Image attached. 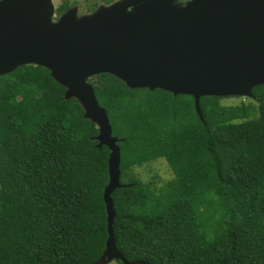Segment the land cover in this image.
<instances>
[{"label": "trees", "instance_id": "obj_1", "mask_svg": "<svg viewBox=\"0 0 264 264\" xmlns=\"http://www.w3.org/2000/svg\"><path fill=\"white\" fill-rule=\"evenodd\" d=\"M71 6L59 1L56 16ZM87 81L120 147L112 229L124 257L264 264V83L237 103L201 96L200 119L191 95L105 72ZM64 93L42 65L0 76V264H93L105 249L110 150ZM159 158L172 176L141 178L136 168Z\"/></svg>", "mask_w": 264, "mask_h": 264}, {"label": "water", "instance_id": "obj_2", "mask_svg": "<svg viewBox=\"0 0 264 264\" xmlns=\"http://www.w3.org/2000/svg\"><path fill=\"white\" fill-rule=\"evenodd\" d=\"M56 18V19H55ZM24 64L42 65L95 122L96 146L110 150L103 190L105 249L93 264L129 261L112 229V192L121 187L120 147L88 77L110 73L129 88H161L193 97H252L264 83V0H117L78 15L56 17L53 0H0V76Z\"/></svg>", "mask_w": 264, "mask_h": 264}, {"label": "rangeland", "instance_id": "obj_3", "mask_svg": "<svg viewBox=\"0 0 264 264\" xmlns=\"http://www.w3.org/2000/svg\"><path fill=\"white\" fill-rule=\"evenodd\" d=\"M59 1L61 0H53L55 7ZM68 1H74L72 2V6H75L77 8L78 15H84L90 13L88 6L89 3H91L92 1H97L99 6L106 5L105 3L106 0H68ZM221 100L225 104H230V103H237L240 100H243V98L237 96H224L222 97ZM136 170L138 171L139 176L143 179L150 178L154 173H156L160 178H162V180L164 179L167 180L172 176L171 168L169 167L168 162L163 158H159L148 164H143L140 167H137ZM110 264H118V263L115 260H112Z\"/></svg>", "mask_w": 264, "mask_h": 264}, {"label": "flooded vegetation", "instance_id": "obj_4", "mask_svg": "<svg viewBox=\"0 0 264 264\" xmlns=\"http://www.w3.org/2000/svg\"><path fill=\"white\" fill-rule=\"evenodd\" d=\"M67 1H68V0H67ZM68 2H71V3H72V2H74V1H68ZM55 19H56V18H55Z\"/></svg>", "mask_w": 264, "mask_h": 264}]
</instances>
